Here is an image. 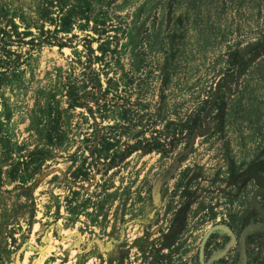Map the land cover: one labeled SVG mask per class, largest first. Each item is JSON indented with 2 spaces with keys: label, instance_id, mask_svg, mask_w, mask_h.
I'll return each instance as SVG.
<instances>
[{
  "label": "rangeland",
  "instance_id": "obj_1",
  "mask_svg": "<svg viewBox=\"0 0 264 264\" xmlns=\"http://www.w3.org/2000/svg\"><path fill=\"white\" fill-rule=\"evenodd\" d=\"M262 161L264 0H0V264H264Z\"/></svg>",
  "mask_w": 264,
  "mask_h": 264
},
{
  "label": "trees",
  "instance_id": "obj_2",
  "mask_svg": "<svg viewBox=\"0 0 264 264\" xmlns=\"http://www.w3.org/2000/svg\"><path fill=\"white\" fill-rule=\"evenodd\" d=\"M171 55V58L173 57V53L170 54ZM165 80H167V77H165Z\"/></svg>",
  "mask_w": 264,
  "mask_h": 264
},
{
  "label": "water",
  "instance_id": "obj_3",
  "mask_svg": "<svg viewBox=\"0 0 264 264\" xmlns=\"http://www.w3.org/2000/svg\"><path fill=\"white\" fill-rule=\"evenodd\" d=\"M261 163H264V161H262Z\"/></svg>",
  "mask_w": 264,
  "mask_h": 264
}]
</instances>
